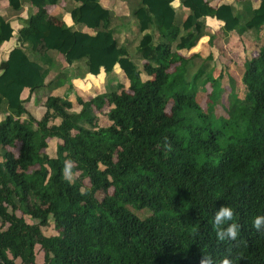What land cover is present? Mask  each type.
<instances>
[{
    "label": "trees",
    "instance_id": "16d2710c",
    "mask_svg": "<svg viewBox=\"0 0 264 264\" xmlns=\"http://www.w3.org/2000/svg\"><path fill=\"white\" fill-rule=\"evenodd\" d=\"M8 1L21 8L22 0ZM27 1L37 11L18 31L22 45L9 51L0 74V105H6L0 120V264H35L37 245L42 264H200L204 256L210 264L224 257L232 264H264V230L252 227L264 214V45L245 60L243 99L231 88L226 117L214 112L224 92L214 76L218 57L178 53L206 35L208 17L222 23L225 39L238 25L263 26L264 0L246 15L231 4L180 0L189 11L181 23L174 0H138L132 16L139 37L127 44L115 38L111 12L99 0H77L72 17L107 30L80 37L45 18V0ZM12 37L10 22L0 16V47ZM129 50L145 62L134 61ZM50 52L67 64L84 62L91 75L117 67L127 87L118 82L115 91L89 100L77 96L78 111L49 96L36 120L21 92L45 85L50 69L42 64L52 65ZM205 61L214 69L206 72ZM68 77L60 71L48 86H62ZM199 82L207 92L205 110L196 100ZM103 108L108 126L95 121ZM50 138L59 140L52 157L45 152ZM66 160L73 162L72 184L62 175ZM221 206L234 210L236 240L217 239L212 218ZM49 221L55 235L42 232Z\"/></svg>",
    "mask_w": 264,
    "mask_h": 264
},
{
    "label": "crops",
    "instance_id": "0c3cea01",
    "mask_svg": "<svg viewBox=\"0 0 264 264\" xmlns=\"http://www.w3.org/2000/svg\"><path fill=\"white\" fill-rule=\"evenodd\" d=\"M210 5L217 7L221 4H231L237 11L246 15L249 9H257L261 0H208ZM100 4L111 12L109 28L114 31V36L118 40L119 44H127L128 40H132L134 35V29L136 28V22L132 16L133 9L138 5V0H99ZM43 10L45 12V18L51 23L59 26H66L72 33L80 37L81 35L93 36L99 31L107 30L101 24L98 28H88L85 25L77 24L74 22L72 12L77 10L80 6V2L77 0H54L53 2L45 0L42 2ZM177 14V22L181 23L186 19L189 14L188 9L181 5L180 0H174L172 2ZM37 11V8L33 7L27 0L21 1V8L14 10L10 7L8 0H0V16L7 19L13 28V37L10 41L4 42L0 47V74L5 61L8 57L9 51L15 46L22 45L19 38L18 31L27 25L29 18ZM82 11H86L82 9ZM206 35L196 43L195 47L191 50H179L178 53L184 57H188L193 53L202 52L204 56H208L211 52L214 60L225 59L224 56L230 51L229 47L238 52L240 60H244L245 54L250 51L249 49L258 50V46L264 45V25L261 27L246 28L242 25H238L235 31H233L226 39L222 31V23L214 18H206ZM211 35H214L213 48L209 49L208 40ZM138 40L139 35L136 34ZM131 42V41H130ZM24 49H28L27 45H23ZM224 47L226 50H224ZM229 48V49H228ZM130 51V50H129ZM257 52H252L256 54ZM225 54V55H224ZM52 65L42 64L44 69H50L45 79V85L36 91H29L27 89L21 92V99L25 101L24 105L26 110L36 119L40 120L45 113V101L49 96H57L61 99L67 100L71 104L72 111H78L80 109L77 104V96L83 100H89L95 97L97 94L103 92L115 91L117 83L120 82L127 87L125 80V74L119 69L115 68L112 73L105 74L101 71L98 75H91L85 73L84 62L67 64L63 60V56L60 53L50 52ZM242 55V56H241ZM34 53H28V60L34 61ZM130 56L134 61H140L144 63L145 60L140 58L137 52L130 51ZM229 56V55H228ZM248 59V58H247ZM246 60V59H245ZM244 60V61H245ZM37 62V61H36ZM39 62V61H38ZM41 64V63H40ZM214 65L212 64V67ZM214 69V67L212 68ZM211 69V70H212ZM64 72L69 77V81L64 85L51 88L48 83L54 81L59 72ZM6 105H0V120L5 115L4 112ZM107 109L95 112L97 121L100 117L105 118L108 124L110 121L106 116ZM53 124H59L60 119H54ZM99 124V123H98ZM82 126L87 127V124L81 122ZM100 125V124H99ZM101 126V125H100ZM59 140L55 138L48 139V147L45 152L50 156L55 155V148ZM48 149L51 153L48 152Z\"/></svg>",
    "mask_w": 264,
    "mask_h": 264
},
{
    "label": "rangeland",
    "instance_id": "374dc122",
    "mask_svg": "<svg viewBox=\"0 0 264 264\" xmlns=\"http://www.w3.org/2000/svg\"><path fill=\"white\" fill-rule=\"evenodd\" d=\"M252 47L254 49H251V48L249 49L250 51H248L245 54L244 60L247 58L248 59L252 58L255 55V54H252V52H254V53L257 52V50H255V47L253 45H252ZM229 48H230V51L227 52L226 56H224L225 59H218L217 62L215 63V64H217L218 67L216 68L214 76L218 78V80L221 82V84L224 88V92L222 93V96L220 98L221 100H220L219 104H217L215 106L214 112H215V115L217 117L229 116L231 108L229 106V97L228 96L231 92V88H232L233 92L236 93V95L240 99H243L244 92H245L244 85L242 84V80H241L243 71L246 68L245 64H244L245 61L240 60V58L238 56V52H236L235 49H233L231 51V49L233 47L232 48L229 47ZM224 50H226L225 47H224ZM136 62L140 64L139 60ZM198 64H199V60H196L195 65L198 66ZM212 64H213V62L205 61L204 67L206 69V72H208L210 69L213 68ZM204 77L205 76L203 75L202 78H204ZM208 90H209V88H208ZM206 98H207V92H205V88H203V86L199 82L196 100L204 110L206 108ZM169 108L170 107L168 106V110H169ZM98 118L99 119L97 120V123H99L101 126H105L106 124H108V122L106 121L105 118H102L100 116ZM12 150L14 152L17 151L16 149H12ZM48 152L51 153V151L49 149H48ZM75 176H77V175H75ZM84 182L86 184H88L87 180H85ZM111 191H112V189H110V192ZM102 196H103L102 192L100 194H98L99 198H101ZM127 208L130 211H132L133 213H136L137 215H139L140 217H145V216L149 215V213L144 211V210L138 211V210L132 208L131 206H127ZM17 215L22 216L28 223L34 222L29 217L23 215L20 211H17ZM3 226H4V224H2V221L0 220V227H3ZM42 232L45 235H55L56 231H55L53 222L49 221V224L47 226L42 227ZM34 250H35V264H42V262H43V251H42V249L40 248V246L37 245V246H35ZM15 263L20 264V262L18 260H16Z\"/></svg>",
    "mask_w": 264,
    "mask_h": 264
},
{
    "label": "clouds",
    "instance_id": "9594fccd",
    "mask_svg": "<svg viewBox=\"0 0 264 264\" xmlns=\"http://www.w3.org/2000/svg\"><path fill=\"white\" fill-rule=\"evenodd\" d=\"M62 175L69 183H74L73 162L66 160L62 167ZM234 210L231 206H221L212 218V226L216 231V236L219 241L236 240L239 235V226L234 221ZM231 222V223H229ZM227 224L226 228H221V225ZM252 227L257 231L264 230V214L256 215L252 220ZM211 257H202L200 264H210ZM220 264H232L228 257H224Z\"/></svg>",
    "mask_w": 264,
    "mask_h": 264
}]
</instances>
